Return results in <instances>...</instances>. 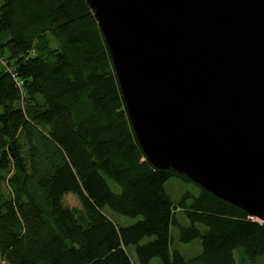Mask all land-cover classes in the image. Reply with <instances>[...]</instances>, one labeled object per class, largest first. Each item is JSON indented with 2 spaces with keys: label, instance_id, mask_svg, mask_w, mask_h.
Wrapping results in <instances>:
<instances>
[{
  "label": "trees",
  "instance_id": "obj_1",
  "mask_svg": "<svg viewBox=\"0 0 264 264\" xmlns=\"http://www.w3.org/2000/svg\"><path fill=\"white\" fill-rule=\"evenodd\" d=\"M2 60L5 264H146L154 256L161 264H264L263 221L183 171L146 158L87 0H1ZM170 177L200 189L174 202L164 188ZM67 192L80 207L64 205ZM105 205L139 218L120 225ZM178 210L189 224L180 223ZM172 228L181 241L201 238L202 251L185 257L172 247Z\"/></svg>",
  "mask_w": 264,
  "mask_h": 264
},
{
  "label": "water",
  "instance_id": "obj_2",
  "mask_svg": "<svg viewBox=\"0 0 264 264\" xmlns=\"http://www.w3.org/2000/svg\"><path fill=\"white\" fill-rule=\"evenodd\" d=\"M146 158L264 222V0H87Z\"/></svg>",
  "mask_w": 264,
  "mask_h": 264
},
{
  "label": "rangeland",
  "instance_id": "obj_3",
  "mask_svg": "<svg viewBox=\"0 0 264 264\" xmlns=\"http://www.w3.org/2000/svg\"><path fill=\"white\" fill-rule=\"evenodd\" d=\"M5 63L6 61L2 60V62H0V68L4 66ZM108 182L113 190L119 191L120 187L118 184L114 183L112 180H109V179H108ZM198 187L200 186L196 185L193 182L185 181V180H182L176 177H170L164 182V188L169 193V195L174 200V202H176L181 197L182 193L186 190L191 191L193 193H197L198 189H200ZM0 188L3 190L5 194H8V188L4 181L0 183ZM62 200H63L64 205L68 207H80L81 206L78 197L74 193H71V192L65 193L63 195ZM103 210L104 212H106V214H108L112 219H114L120 225L131 224L139 218V217H131L128 215L118 213L112 210L108 205H105L103 207ZM177 215H178L180 223L189 224V220L187 219V217L183 214L181 210H178ZM255 218L257 217L255 216ZM172 230L174 234L172 247H175L178 250H180L181 253L185 257L187 258L191 257L202 251L203 247L201 243V238H194L191 241H181L178 239L177 229L172 228ZM148 239L149 237H144L141 240V242H145ZM127 251L129 255L131 256V258L135 261L136 255H135L134 245L133 244L128 245ZM0 264H5V262L2 260L1 257H0ZM146 264H161V263H160L159 257L154 256Z\"/></svg>",
  "mask_w": 264,
  "mask_h": 264
}]
</instances>
